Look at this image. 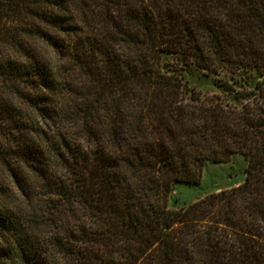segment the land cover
Here are the masks:
<instances>
[{
	"label": "trees",
	"instance_id": "trees-1",
	"mask_svg": "<svg viewBox=\"0 0 264 264\" xmlns=\"http://www.w3.org/2000/svg\"><path fill=\"white\" fill-rule=\"evenodd\" d=\"M0 264H264V0H0Z\"/></svg>",
	"mask_w": 264,
	"mask_h": 264
},
{
	"label": "rangeland",
	"instance_id": "rangeland-1",
	"mask_svg": "<svg viewBox=\"0 0 264 264\" xmlns=\"http://www.w3.org/2000/svg\"><path fill=\"white\" fill-rule=\"evenodd\" d=\"M162 69L178 74L190 87L202 94H221L231 98L223 87L215 82V75H208L202 69L184 64L172 53L162 54ZM259 74L252 76L251 84ZM246 158L241 154H232L227 162H207L199 183L190 184L174 182L169 194V206L173 208L186 206L204 195L220 189L236 186L245 178Z\"/></svg>",
	"mask_w": 264,
	"mask_h": 264
}]
</instances>
